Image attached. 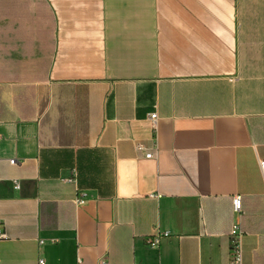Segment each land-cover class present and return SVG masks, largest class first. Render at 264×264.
<instances>
[{"label": "crops", "instance_id": "crops-1", "mask_svg": "<svg viewBox=\"0 0 264 264\" xmlns=\"http://www.w3.org/2000/svg\"><path fill=\"white\" fill-rule=\"evenodd\" d=\"M261 160L264 0H0V264H264Z\"/></svg>", "mask_w": 264, "mask_h": 264}, {"label": "built area", "instance_id": "built-area-1", "mask_svg": "<svg viewBox=\"0 0 264 264\" xmlns=\"http://www.w3.org/2000/svg\"><path fill=\"white\" fill-rule=\"evenodd\" d=\"M152 122L155 124L158 115L156 112L151 114ZM146 157L151 158L154 156V153L147 152L145 153ZM15 159H11L10 163H14ZM261 169L264 173V160L260 161ZM16 187H19L18 181H16ZM78 203H82L83 199H78ZM233 209L235 212L242 211V198L240 195H235L233 197ZM162 234V233H161ZM160 234V235H161ZM160 235L156 236L153 239H150V245L156 246L159 243ZM245 235V231L242 229L239 223H234L229 233V245H230V256H229V264H246L243 259V237ZM0 236H2V232L0 230ZM40 264H44V260H40ZM77 264H86L82 259H78ZM97 264H110L109 259L107 257H102Z\"/></svg>", "mask_w": 264, "mask_h": 264}]
</instances>
